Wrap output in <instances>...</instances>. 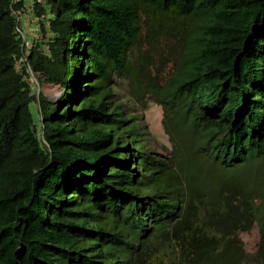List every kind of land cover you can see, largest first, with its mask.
Instances as JSON below:
<instances>
[{"label": "trees", "instance_id": "trees-1", "mask_svg": "<svg viewBox=\"0 0 264 264\" xmlns=\"http://www.w3.org/2000/svg\"><path fill=\"white\" fill-rule=\"evenodd\" d=\"M0 264H264V0H0Z\"/></svg>", "mask_w": 264, "mask_h": 264}, {"label": "rangeland", "instance_id": "rangeland-1", "mask_svg": "<svg viewBox=\"0 0 264 264\" xmlns=\"http://www.w3.org/2000/svg\"><path fill=\"white\" fill-rule=\"evenodd\" d=\"M29 9L24 11V16H22V31L23 36L28 40V48H31L33 42L39 38V22L33 16H30ZM33 83L37 92H43L51 100H56L61 96L62 90L59 86L53 85L43 80H39V76H32ZM140 114H144L143 122L146 124V131L148 132V139L152 145H157L160 149L169 146L168 137L164 132L162 127V108L157 104H152L146 110H142L141 107L135 106ZM38 110V105H36V111ZM163 151V149H162ZM242 238L246 244L249 251H254L259 240V231L257 228L253 229L249 233H244Z\"/></svg>", "mask_w": 264, "mask_h": 264}, {"label": "built area", "instance_id": "built-area-1", "mask_svg": "<svg viewBox=\"0 0 264 264\" xmlns=\"http://www.w3.org/2000/svg\"><path fill=\"white\" fill-rule=\"evenodd\" d=\"M24 41H25V44L27 45V49H28V40H26V37L25 36H24Z\"/></svg>", "mask_w": 264, "mask_h": 264}, {"label": "water", "instance_id": "water-1", "mask_svg": "<svg viewBox=\"0 0 264 264\" xmlns=\"http://www.w3.org/2000/svg\"><path fill=\"white\" fill-rule=\"evenodd\" d=\"M35 130H36V126H35Z\"/></svg>", "mask_w": 264, "mask_h": 264}]
</instances>
